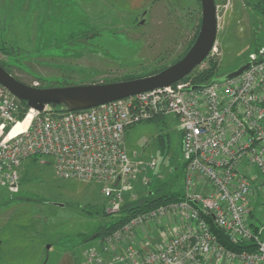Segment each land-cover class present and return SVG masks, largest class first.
Listing matches in <instances>:
<instances>
[{"label": "rangeland", "instance_id": "rangeland-1", "mask_svg": "<svg viewBox=\"0 0 264 264\" xmlns=\"http://www.w3.org/2000/svg\"><path fill=\"white\" fill-rule=\"evenodd\" d=\"M214 3L216 41L194 74L211 61L222 78L264 46V0ZM200 21L199 0H0V63L13 78L37 88L143 78L177 63ZM193 76L180 84H193ZM176 128L174 117L162 116L126 130L132 160L157 161L149 185H136V200L127 204L157 194L185 197ZM17 185L15 192L0 185V264H56L65 254L79 261L85 249L98 243L93 239L98 228L120 217L99 184L57 178L49 157L26 159ZM257 189L247 217L264 241V190ZM177 216L154 221L153 231L162 229L169 236L174 223L182 224Z\"/></svg>", "mask_w": 264, "mask_h": 264}, {"label": "built area", "instance_id": "built-area-1", "mask_svg": "<svg viewBox=\"0 0 264 264\" xmlns=\"http://www.w3.org/2000/svg\"><path fill=\"white\" fill-rule=\"evenodd\" d=\"M247 62L238 77L195 90L178 82L84 111L46 107L34 111L27 128L17 127L20 102L0 87V185L15 192L22 163L49 157L57 178L99 184L108 206L119 211L135 202V186L147 187L157 168L153 158L132 160L126 130L172 116L181 142L184 201L131 218L85 249L75 264H264V242L247 217L252 190L264 182V46ZM201 186L204 194L191 193ZM201 214L232 243L252 242L255 251L225 250ZM177 215L182 224L174 223L169 236L153 231L154 221Z\"/></svg>", "mask_w": 264, "mask_h": 264}, {"label": "water", "instance_id": "water-1", "mask_svg": "<svg viewBox=\"0 0 264 264\" xmlns=\"http://www.w3.org/2000/svg\"><path fill=\"white\" fill-rule=\"evenodd\" d=\"M199 1L201 21L193 45L181 60L155 75L109 84L37 88L21 83L0 66V87L25 104L28 110L38 113H42L46 107H64L70 112L84 111L148 91L170 87L181 82L199 67L214 48L217 36L215 3L214 0ZM248 67L247 62L219 78L217 82L238 77ZM197 88L193 87V90Z\"/></svg>", "mask_w": 264, "mask_h": 264}, {"label": "trees", "instance_id": "trees-1", "mask_svg": "<svg viewBox=\"0 0 264 264\" xmlns=\"http://www.w3.org/2000/svg\"><path fill=\"white\" fill-rule=\"evenodd\" d=\"M197 33L198 32L195 33L192 41L190 42L188 48L185 51L183 57L185 56V54L189 51V49L193 45V43L196 39ZM0 66L8 73V71L5 69V67L3 66L2 63H0ZM165 69H162L161 71H163ZM161 71H158L157 73H159ZM195 71H196V69L193 70L183 80L189 78L191 75H194L192 80H193V84L196 87H202L206 84L208 85L210 83L218 81V79L220 78V77L216 76V67H215V64L211 63V61L209 62L208 67L205 70H202L201 72L194 74ZM157 73H154L152 75H155ZM152 75H149V76H152ZM134 79H126L123 81L134 80ZM137 79H139V78H137ZM68 86H71V85H67V87ZM20 105H21V109H22V113L20 115V120H22L24 115L27 113L28 109L25 106V104L20 103ZM50 108L52 109L53 112H59L58 111L59 107H55V108L50 107ZM184 199H185L184 196L179 197L178 195L176 196L175 194L166 193V194H161V195L157 194V196H155V197H151V196L148 197L147 196L145 199H142L141 201H139L138 203H136L134 205L124 204L119 210L120 217L116 221L111 222L110 224L100 226L98 228L96 234L93 236V239L94 240H96V239L97 240H103L106 236L110 235L112 232H114L115 230L120 228L124 223H126L131 218H133L137 215L146 213V212L153 210L159 206H164V205L175 203V202H182V201H184ZM201 217L207 223L208 229H209L211 235L215 238L217 243L220 246H222L225 250L232 252V253H236V254L251 253V252L255 251L256 246L252 242H243V243L234 244L229 240L227 235L222 230L218 229L217 227H215L213 225L211 218L209 216L201 214ZM250 228L252 229V231L255 234L258 233V229L256 227L252 228V226L250 225ZM73 259L76 263L77 258H75V256H73Z\"/></svg>", "mask_w": 264, "mask_h": 264}, {"label": "crops", "instance_id": "crops-1", "mask_svg": "<svg viewBox=\"0 0 264 264\" xmlns=\"http://www.w3.org/2000/svg\"><path fill=\"white\" fill-rule=\"evenodd\" d=\"M262 184L258 185L257 186V190H264V182H261ZM261 186L263 188H261ZM195 190H205V188H203L202 186L201 187H198L197 189ZM256 190V188H255ZM260 235V234H259ZM133 241H136V242H139V240L135 237V239ZM262 241V240H261ZM264 242V241H263ZM73 257L72 255L70 256L69 254H65L63 257H61V259L56 263V264H75V261H73ZM77 262V261H76Z\"/></svg>", "mask_w": 264, "mask_h": 264}, {"label": "bare ground", "instance_id": "bare-ground-1", "mask_svg": "<svg viewBox=\"0 0 264 264\" xmlns=\"http://www.w3.org/2000/svg\"><path fill=\"white\" fill-rule=\"evenodd\" d=\"M34 115L35 112L33 110L28 111L27 114L24 115L23 119L18 122L17 127L27 128Z\"/></svg>", "mask_w": 264, "mask_h": 264}]
</instances>
